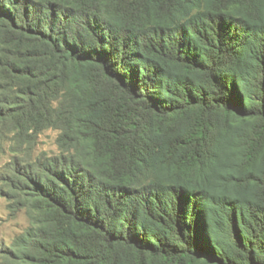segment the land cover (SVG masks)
Listing matches in <instances>:
<instances>
[{
    "label": "trees",
    "instance_id": "obj_1",
    "mask_svg": "<svg viewBox=\"0 0 264 264\" xmlns=\"http://www.w3.org/2000/svg\"><path fill=\"white\" fill-rule=\"evenodd\" d=\"M0 125V264H264V0H0Z\"/></svg>",
    "mask_w": 264,
    "mask_h": 264
},
{
    "label": "rangeland",
    "instance_id": "obj_2",
    "mask_svg": "<svg viewBox=\"0 0 264 264\" xmlns=\"http://www.w3.org/2000/svg\"><path fill=\"white\" fill-rule=\"evenodd\" d=\"M58 134V130L50 128L30 142L26 137H18L9 127L0 125V248L10 244L29 223L24 208L14 210L17 207L12 198L10 184L16 161L19 158H34L41 154H57Z\"/></svg>",
    "mask_w": 264,
    "mask_h": 264
}]
</instances>
